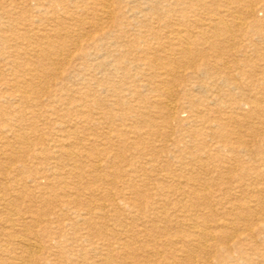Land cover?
I'll list each match as a JSON object with an SVG mask.
<instances>
[{
    "label": "rangeland",
    "instance_id": "374dc122",
    "mask_svg": "<svg viewBox=\"0 0 264 264\" xmlns=\"http://www.w3.org/2000/svg\"><path fill=\"white\" fill-rule=\"evenodd\" d=\"M254 2L257 4L256 15L262 18L263 11L259 8L263 2ZM169 3L159 0L149 3L143 0H0V113L7 127L1 129L0 125V185L10 184L7 180L10 174L22 178L25 186L16 188L19 195L23 196L22 204H31L34 209L48 212V219L52 221L50 235L39 236L36 240L43 247L38 257L41 262L44 258H49L54 264H104L98 262V259L112 248L116 264H166L169 261L173 264H206L207 260L214 264L221 260L228 264H264V226L258 229L252 223H264V211H258L256 216H249L252 219L249 223L253 227V237L250 240L245 239V233L240 229L235 241L228 243L217 240L213 249L206 253L182 244V250H178L176 245L169 243L178 238L187 239L190 235L186 229L179 232L182 228L177 229L176 223L180 222H176L177 218L185 223L189 218L197 217L206 223L205 226H210L217 232L216 223L228 219L227 213H242L241 209H234L233 205L238 206L248 200V195L243 193L247 188L236 187L234 184L237 182L232 177L243 174L244 169L248 168L236 166L233 175L227 170V165L237 164L231 158L233 154L227 149L229 145L238 146L237 140L247 136L244 140L249 141L248 149L245 153H239L241 159L249 158L253 161L256 158L255 151L264 152V124L256 125L261 127L257 129L259 133H256L258 136L255 135V139L243 127L239 131L229 128L222 136L209 135L200 129L199 122L194 121L190 112L186 111L187 108L183 107H187L192 100L197 104L208 103L212 110L225 113L224 104L215 100V94L233 101L238 98L239 92L238 89L229 92L231 83L224 84L221 81V76L225 75L221 60L249 59L256 61V65L264 64V59L261 60L255 52L258 48L263 52L264 43H258L255 36L251 40L238 36L229 42L219 43L214 48L211 46L212 49L207 47L205 55L191 59L192 63L188 64L189 58L174 49L172 34L182 30L187 37L197 35L201 26L200 19L206 21L204 19L207 14H214L216 10L228 21L231 16H227L224 7L215 0H207L203 6L197 5V1H192V5L188 2L178 3L177 0H169ZM104 4L113 12L108 18L103 13ZM154 5L158 6L155 8ZM156 12L162 17L156 18ZM56 32L67 36L60 38L56 36ZM210 40L214 41L212 38ZM130 47H138L140 51L151 47V51L141 55L142 52L131 53ZM154 57L160 59L151 62ZM123 58L127 59L121 62L125 68H116L117 61ZM143 61L151 63L146 66ZM204 61L213 66L209 72L196 70L195 65H192ZM53 62L59 68L51 72L52 67H55ZM160 65L165 69L160 68ZM168 69H174L178 71L177 74L183 75H173L176 83H179L173 85L172 89L176 92L174 96L181 108L174 114H169L160 104H153L151 90H148V87L153 90L158 84L160 73ZM225 70L226 74L231 71L230 76L236 77L240 70L251 73L249 78H238L236 81L242 83L247 96L254 98L260 94V86L255 82L251 86L246 85V82L249 79L262 80L263 73L257 74L250 65ZM62 82L64 85L60 90ZM146 82V87L140 86ZM18 84L23 85L24 92L16 90ZM137 85L140 86L141 94L135 96L134 89L139 87ZM182 85L185 86L184 89ZM184 91L191 100L183 97ZM9 93H12V97ZM21 93L25 95L24 99L20 97ZM94 97L99 100L93 102ZM18 105L22 106L24 117L19 122L14 119L20 116L16 110ZM238 112L242 114L243 110ZM214 115L217 112L209 114L211 119H214ZM253 119L256 120L253 114L246 118L247 121ZM210 126L216 129L215 120L210 122ZM120 132L132 143L125 144L116 137ZM19 133L27 136L29 145L14 139V134ZM257 141L259 145L255 146ZM77 142L84 144V149L92 158L80 160L83 164L76 170L81 172V178L73 172L59 181L46 167V162L55 159L52 153L56 150L52 145L64 143L77 150ZM9 143L14 146L16 158L10 157L12 151L8 149ZM47 146L51 155L46 153L33 157L31 154L36 149ZM198 159L200 162L204 161V164H199ZM179 160L186 162L188 167L180 166ZM223 160L228 162H222ZM94 164L98 167L91 166ZM63 165L67 171L72 169L69 161H65ZM7 166L9 167L5 168ZM189 168L194 169L201 177H198L199 180L211 181V184L206 192L207 198L197 201L198 204L192 202L187 207L184 202L191 199L186 196L189 187L183 182V178L190 174ZM43 172L47 177L41 176ZM249 172L254 171L249 169ZM32 177L42 186L48 187L49 192L42 195L46 203L36 201L40 191L33 187L36 183ZM262 177L264 178V170ZM179 180L182 182L178 186ZM212 182L222 183L223 186ZM65 185L66 188L63 187ZM91 188L95 190H90ZM228 188L229 191L226 190ZM176 191H183L185 195L174 194ZM68 194L79 199L77 207H80L84 215L98 213L97 217L82 223L77 222L75 214H68V218L51 214V211L58 210L62 201L69 197ZM114 197L117 202L120 200L117 208L111 205ZM156 206L159 207L158 211L153 210ZM155 212L160 216L156 218L158 214ZM153 219L158 221L153 222ZM238 220L234 225L241 228L246 221ZM154 226H158V229L157 233L152 234ZM35 229L40 231L41 226H36ZM118 239H126L131 244V249L138 253V262H129L132 257L126 261L118 256ZM234 245H239L241 249ZM154 251L159 254H154Z\"/></svg>",
    "mask_w": 264,
    "mask_h": 264
},
{
    "label": "bare ground",
    "instance_id": "6f19581e",
    "mask_svg": "<svg viewBox=\"0 0 264 264\" xmlns=\"http://www.w3.org/2000/svg\"><path fill=\"white\" fill-rule=\"evenodd\" d=\"M143 1H145L146 3L147 2L149 3V2H151L153 0H143ZM163 1L164 2H168V4H170L169 3V0H159V2H163ZM177 1H178V3L188 2L191 5H192V1H194V2L197 1V5H202V6L207 3V0H177ZM215 1H216V3L217 2H220L221 3L220 5H222L224 7V9H225L224 11H225V13H227V16H231L230 19H229V21H228V19H225V17H223L221 15L220 11L218 12L216 10V12L214 14H210V15L207 14V16L204 19L206 21H202L203 19L202 20L200 19L201 26L199 27V29L197 31L198 32L197 35H193L194 34L193 33L192 34L193 37L190 38V37L185 36V34L183 33L182 30L181 31H176V32H174L172 34L173 35V37H172L173 44L172 43L171 44L174 45V49H177L178 50L177 51L178 53H181L185 57L189 58L190 61H188V64H190V62L192 63L191 59L193 60L197 56L200 57L202 55H205L206 54V51H207V47H209V48L212 49V47L214 48L217 44L229 42V41H231V39H235L238 36H244V37H246V38H248L250 40L252 38H254V36H255V37H257V40L259 41L258 43H264V0H259V1L263 2L260 5V8H259L260 10L263 11V17L262 18H258L257 15H256V11H257V6L256 5L257 4H256V2H254V0H215ZM156 4H158V1L156 2ZM157 6L158 5H156L155 8ZM167 6L168 5H166V7ZM103 13L107 15V18L110 17V16H112V14H113L112 10L109 9V6L108 5H105L104 6ZM78 14H79V12H78ZM155 16H156V18H161L162 17V15L159 14L158 12L155 13ZM141 24H143V23H141ZM172 31H174V30H172ZM71 32H73V31H71ZM56 34H57L56 36H59L60 38H64V37L67 36L66 34H62V32H56ZM153 34L155 35V33H153ZM88 37H90V36H88ZM211 38L214 39V41L210 40ZM122 40H125V39H122ZM220 40L222 42H220ZM165 41H166V39H165ZM167 41H169V40H167ZM206 43H208V44H206ZM20 44H21V42H20ZM254 44L257 45V43H254ZM161 45L163 46L162 43H160V46ZM244 46H245V44H244ZM129 50H132V52L129 51L131 53L142 52L141 55H143L144 52H148L149 50L151 51V47L145 48V50H142V51H140V48H138V47L137 48H135V47L131 48L130 47ZM58 51L60 52L61 49H59ZM255 52L259 56V58L261 60L264 59V51L261 52L260 48H258V49L255 50ZM84 53L87 54V52L85 50H84ZM146 55H148V54H146ZM214 55H216V54H214ZM222 56H223V54H222ZM227 56H229V55H227ZM65 58H66V56H65ZM127 58H129V57L127 56ZM138 58H140V57H138ZM159 59H160L159 57L158 58L157 57L156 58L154 57V60H152L151 62H155V61H157ZM180 59H183V58L180 57ZM125 60L127 61L126 58H123V59L118 60L117 61V67L116 68H123L124 65H122L121 62H125ZM177 61H179V60H176V62ZM221 61H222V64H223V65H221V67L225 71V75L224 76H221V78H222L221 81L224 84H225V82L226 83L227 82H230L231 83V88L228 89L229 92H231L234 89H238V92H239L238 98L235 99V100H233V101L232 100L229 101L223 95H221V94L216 95L215 94V96H214L215 97V100L218 101V102H220V104L223 103L224 105L223 104H221V105H223V108L226 109L225 110L226 111L225 113H219L218 110L217 111L216 110H212L211 107H210V105H208V103H203L202 104V102H199L197 104L196 102H193L190 99V97L188 98L186 96L187 93H185L186 91H184L183 92V97L185 99H189L191 101L188 103V106L187 107H185V106H183V107L184 108H187L186 111L190 112V116H193L194 121H198L199 122L200 129L203 130V131H205L206 134L215 135V136H222V134H224V132L227 129H229V128H231L232 131H239V130H242L241 128L243 127V129H245L246 131L249 130L250 134L252 133V136L255 139V135H257L256 133H259V132H257V129L261 127V126H256V125L258 123L264 124V78H262V80L261 79L260 80L259 79H249L248 82H246V85H250L251 86L252 83L254 84V82H255L257 86H260V90H259L260 94L258 96H255L254 98L253 97L251 98V97L247 96V92L245 93V89L241 85L242 83L239 82V81H236L238 78L240 80L249 78L251 76V73L249 74V73H246L247 71H241L240 70L239 74H237L238 76L236 77L234 75H231L230 76V73L229 72H231V71H229L226 74V70L225 69L230 70V68H232V67H234V69L235 68L238 69V68L241 67V65H243L244 67H246L247 65H250L253 68V71L254 70L257 71V74H258V72L260 74H262V73L264 74V72H263V70H264V64L256 65L255 64L256 61L253 60V62H252V61H249V59H247V60H245V59H237V60H235L234 59V60L229 61L228 58H224ZM151 62H148V61L145 62V61H143V64L144 65L146 64V66H149V64ZM158 63L159 64H162L160 62H158ZM52 64L55 67H52V71L51 72H53L56 68H59L58 66H56V62H53ZM171 64H172V61H171L170 65ZM192 65H195L196 70L197 69H200V70L205 71V72L206 71L209 72L213 68V66L212 65L210 66V63H208L207 61L206 62L204 61L203 63H200V62L199 63H195V64H192ZM159 67L165 69L163 65H160ZM155 69H157V68H155ZM177 73H178V71H175L174 69H170V70L168 69L167 71L166 70H163V72H161L160 75H159V79L157 80L158 84H156L154 86L153 90L148 87V90H151L152 103L153 104L154 103L160 104V106H163L166 109V111H168L169 114H174L178 110L181 109V108H179L180 105L178 104V102L176 101L175 96H174V95H176V92H174V90L172 89V86L173 85H178V83H179V82L176 83L177 81L175 80V78L173 77V75L176 74L177 76L183 77V75H180V74H177ZM216 76H217V74H216ZM218 78H219V76H218ZM209 79H210V77H209ZM134 82H135V80H133V83ZM147 84L148 83L146 82V83H143L140 86L146 87ZM63 85H64V82L61 83L60 90L63 87ZM183 85H185V84H183ZM114 86H116V85H114ZM137 86H139V85H137ZM140 86L138 87V89L137 88L134 89V91H136V92H134L135 96L136 95L138 96V95L141 94L140 93V90H139ZM22 87H23V85H19L18 84L16 86V90L21 89L20 92H24L25 90L24 89L22 90ZM186 87L188 88V86H186ZM201 87H202V85H201ZM184 88H185V86H183V89ZM130 90H132V89L130 88ZM207 90H208V87H207ZM194 91H196V90H194ZM153 92H155V93L153 94ZM6 94H8V93H6ZM44 94H46V92ZM9 95H10V97H12V93H9ZM249 95H250V93H249ZM194 96H196V95H194ZM20 97L22 99H24L25 95L21 93ZM34 97L38 98L37 96H34ZM98 100L99 99H96L94 97V99L92 101L93 102L94 101L96 102ZM21 107L22 106H19L18 105L17 106V109H16L17 112L20 114V116L14 118L18 122L24 120V117L22 115V110H21L22 108ZM130 108H132V107H130ZM242 110H243V113L240 114V112H238V111H242ZM212 112H217V115H214V119H211V117L209 116V114L212 113ZM83 114H85V113H83ZM251 114L254 115V117H255L256 120L253 119L254 121L253 120L252 121H247L246 118L248 116H250ZM71 117L72 116L70 114V118ZM212 120H215V123L217 124L216 129H213V127L210 126V122H212ZM87 124H89V123H87ZM0 125H2L1 126V129L7 128L6 125L3 123V118L1 116V113H0ZM81 125H82V123H81ZM184 125H186V124H184ZM212 126H214V125H212ZM156 127H158V126H156ZM194 130L196 131V129H194ZM263 131H264V129H263ZM1 133H3V132H1ZM153 133H154V131H153ZM189 133H190V131H189ZM127 134H128V132H127ZM116 135H117V133H115V136ZM13 137L18 142H20L22 144L24 143V145H29L30 144V141H29V139H27V136H25V134H22V133L14 134ZM116 137L120 138L122 142H125V144L127 142L132 143L131 141H127L128 139L126 137H124V133L123 132H120ZM245 137L247 138V136H245ZM262 137H263V135H262ZM244 138H239L237 140V142L239 143L238 146H231V145H229L228 148H227L233 154V156L231 158L234 159L235 162H237V164L235 166L227 165V168H228L227 170L232 175L235 174L234 171L237 169L236 166H240L242 169L248 168V169H244L245 172L243 174L242 173L235 174L234 177H232V178H235V182H237L236 184H234L236 187L242 188V186H245V188H247L246 189L247 191H243V193H246V195H248L247 196L248 200H245L244 203H242V204H240L238 206L233 205V208L234 209H238L239 208V209H241L240 211L242 213L235 212V214H233L231 211L229 213H227L229 216H227L226 218H228V219H225V221H223L221 223H216L215 228L218 229L217 232L215 231V229L213 230L212 227L205 226L206 223L204 224V221H201V220L197 219V217L196 218H192L191 217V218H189V220H186L185 223H184V221L182 222V220H180L179 218H177L176 219V222L177 221H180V222H177L176 223L177 224V229H181L182 228L181 230H179V232L184 231L186 229L189 232L190 235H189V238H187V239H185V238L184 239L178 238V239H175L173 241L170 240L169 243H172V244L176 245V249L178 248V250H182V248H181L182 245H185V246H187L189 248H192L193 249V247H194L195 249H198L201 252L206 253V252L211 251L213 249V245H214L215 241L217 243V240H219L220 242L221 241L222 242L223 241H228V243L230 241H235V239H237L239 237V232L238 231L240 229H241V232H244L245 233L244 236H245V239L246 240L252 239V237H253V227L249 223V220H250L249 216H256V215H258L257 214L258 211H264V178L262 177L263 176V170H264V152L261 151V150L255 151L256 152L255 153L256 154V158L253 160V161H256L255 163H253V161L250 160L249 158H243V159H241L239 157V153L240 154H241V152H244L245 153L246 152L245 150L248 149L247 142H249V141L248 140L245 141ZM87 139H91V138H88L87 137ZM151 139H153V138H151ZM258 140L260 141V138ZM195 141H197V140L195 139ZM195 141H194V143H195ZM77 143L79 145V146H77V150H73V149L69 148L70 146L67 147V145H65L64 143H55V144L52 145V146L55 147L54 150H56V152H53L52 153V154H54L53 158H55V159L53 161H51V162L50 161L49 162H46L48 164V165H46V167H47V170L48 171H52L54 173L53 176L57 180L63 181L64 180V176H66L67 174H72L73 172H74L75 175H77V177L81 178V172H79V171L76 170V168H78V167L80 168L81 163L83 164V162L80 161V160H82V158H87V157H89L90 159L92 158V157H90L91 155L88 153V151L84 149L85 148L84 147V144L82 142H77ZM221 144H222V146L225 145V144H223V142ZM196 145H197V143H196ZM256 145L257 146L259 145L258 141H257V143L255 142V146ZM8 149H10V151H12L10 157L16 158L15 155H14V154H16V151L14 150V146L10 144V146L8 147ZM46 153H49L48 156L51 155L50 154L51 152L49 151L48 146L47 147H42L41 149H36L35 151L31 152V154L33 155V157H36V155L37 156L46 155ZM44 158H46V156ZM51 158H52V156H51ZM199 159H198L197 162H199V164L201 163V165H202V163L204 161L202 162V160H201V162H200ZM228 160H231V159H228ZM65 161H69L70 162V164L72 165V169L70 168L71 170L68 169V171H67V168L64 167L63 163ZM179 162H180L179 163L180 166L181 165H182V167L185 166V168L188 167L186 162L181 161V160H179ZM222 162H228V161L227 160H223ZM95 164L94 165H91V166H95ZM22 166L24 167L25 165H22ZM8 167L9 166H7L5 168H8ZM95 167H98V165H96ZM131 168H133V167H131ZM210 168H211V166H210ZM189 169H191V168H189ZM249 169L251 171L253 170L254 172L253 173L252 172H249ZM6 172H8V171H6ZM96 172H98V170ZM189 173L190 174L188 176H185V178H183L182 176H180L181 178L184 179L183 182L189 187V190H188L186 196L187 197H190L191 200L187 199L188 200V201L186 200L187 203L184 202V204L187 207L192 202L193 203H197V201L203 200V199L207 198V195L208 194L206 192L209 191L208 190L209 189V185L211 184L210 183L211 181L199 180V178L201 179V177H199L197 175V173L195 172L194 169H191ZM27 174H29V173H27ZM41 176L47 177L46 174H44V172H43V174ZM35 179L36 178H33L32 177V180L35 181V183H36V184L33 185V187L35 189H38V191H40V195H37L36 201H40L41 203H44L46 199L42 195L43 194H46L47 192H49L47 190L48 187L47 186H42L40 184V182H38ZM7 180H8V182L10 184H7V186H5V184L0 185V264H34V263L35 264H54L53 262L50 261L49 258H44L42 262H41V260H38L39 259L38 257L40 256L43 247L36 240H37V238L39 236L40 237H45V236L46 237H49V235H50L49 233L51 232L50 231V228H51L50 223L52 221L50 219H48V212L43 211L41 209H34L31 204H29V205L28 204H25V205L22 204V202H23L22 197L23 196H20L19 193L16 190L17 187H24L25 186V183H24L25 181H23L22 178H19L18 176H14V175L12 176L10 174ZM181 182L182 181L179 180L178 183H177V185L179 186ZM213 184L214 185H221V186H223L222 183L215 182ZM66 186L67 185H65L63 187L66 188ZM171 188H173V187H171ZM90 190H95V189H92L91 188ZM226 190L229 191V188L226 189ZM171 192H173V191H171ZM174 194H177V195H180V196L185 195L183 191H180V192L179 191H176V192H174ZM68 196L69 197H66V199L64 201H62L61 206L58 208L57 211H51L50 213L51 214H55L57 217L61 215V216L66 217V218H68V214H69V216H71V214H75L76 215L77 222L79 221V222H82V223L83 222H87V221H91V219L98 214V213L95 214V215H93V214L90 215L89 214L88 216L84 215L85 213L80 211V207H77V205L79 204V199L78 198H75L74 196H70V194H68ZM87 196H88V193H87ZM39 197H40V199H39ZM33 200H34V198H33ZM184 200L185 199H183V201ZM31 201H32V199H31ZM119 201L117 202L116 201V198L114 197V198H112L111 205L114 208H117V207H119ZM229 202H231V201H229ZM97 203H99V202H97ZM52 204H54V203H52ZM98 207H101V205L98 204ZM158 208H159L158 206L153 207V210H157ZM258 208H260V210H257ZM155 214H158V212H155ZM157 216H160V215L159 214L156 215V218H157ZM238 219H243V221L244 220L246 221V222L244 221L245 223H243V226L241 228H236V226L234 225L235 222H238L239 221ZM152 221L153 222H155V221L157 222L158 220L157 219H153ZM250 221L252 222V219ZM252 223H253V225H256L258 227V229H261V228H263L262 226H264V223H261V222L254 221ZM55 224H57V223L55 222ZM164 224H165V222H164ZM173 224H175V223H173ZM36 226H41L40 231H38V230L35 229ZM148 227L149 226H147V228ZM160 227L161 226L159 225V229H160ZM157 229H158V226H154L151 229L152 234H154ZM134 230L136 231V229H134ZM164 230H165V228H164ZM143 231L145 232L146 230H143ZM168 232H170V231H168ZM135 234H137V232ZM117 241L119 243V246H118L119 247V250H118V254L119 255L118 256L120 258H122V259H125V260L132 257L133 258L132 261H129V262H132V263L138 262V260H139L138 253L135 250L131 249V246H130L131 244L130 243H127V240L126 239H118ZM179 243H180V245H179ZM240 243L241 242H239V245H240ZM153 245H154V243H153ZM239 245H237V246H238V248L241 249V247ZM234 246H236V245H234ZM111 250H112V248H111ZM111 250H108L105 253L104 256H100L99 259H98V262L100 261L101 263H104V264H116L115 255L113 254V252ZM154 252H155L154 254H156V255L159 254L158 251H154ZM4 254H7V256H5ZM35 257H37V259H35ZM41 257H42V255H41ZM144 257L146 258V256H144ZM183 259H185V258L183 257ZM166 264H173V262H170L169 261ZM206 264H214V263H211V262H209V260H207V263ZM217 264H228V263L225 260H221V261H218Z\"/></svg>",
    "mask_w": 264,
    "mask_h": 264
}]
</instances>
